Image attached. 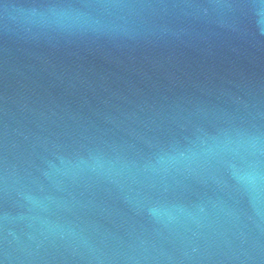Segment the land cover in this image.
<instances>
[{"label": "water", "instance_id": "water-1", "mask_svg": "<svg viewBox=\"0 0 264 264\" xmlns=\"http://www.w3.org/2000/svg\"><path fill=\"white\" fill-rule=\"evenodd\" d=\"M0 264H264V0H0Z\"/></svg>", "mask_w": 264, "mask_h": 264}]
</instances>
